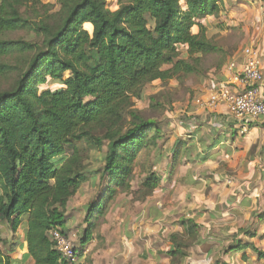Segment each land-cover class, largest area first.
I'll return each mask as SVG.
<instances>
[{
    "label": "trees",
    "instance_id": "obj_1",
    "mask_svg": "<svg viewBox=\"0 0 264 264\" xmlns=\"http://www.w3.org/2000/svg\"><path fill=\"white\" fill-rule=\"evenodd\" d=\"M56 1L59 9L50 12L52 5L42 0H0V81L9 83L0 89V224L13 235L26 227L31 264H70L49 232L66 234L67 202L84 176L79 143L84 150L106 147L102 167L91 172L101 186L84 207L82 248L112 202L133 192L136 170L145 173L136 194L159 187V127L132 108L133 100L150 82L195 70L182 50L195 62L224 52L207 36L208 18L221 11L223 0H115L113 10L106 0ZM16 33L34 37L12 38ZM49 80L58 87L39 89ZM182 155L180 147L171 149L169 175ZM182 226V233L169 236L171 262H182L199 237L193 218ZM250 246L238 240L228 252ZM12 252L0 248V264H12Z\"/></svg>",
    "mask_w": 264,
    "mask_h": 264
},
{
    "label": "crops",
    "instance_id": "obj_2",
    "mask_svg": "<svg viewBox=\"0 0 264 264\" xmlns=\"http://www.w3.org/2000/svg\"><path fill=\"white\" fill-rule=\"evenodd\" d=\"M223 12L233 14L236 20L228 23L240 28L244 43L214 71L224 65L218 79L231 90L239 89V82L233 78L235 71L229 70V65L235 62L236 69H241L244 61L242 49L254 46L262 72L259 94L264 98V0H223L219 13ZM209 22L211 25L210 19ZM196 114L198 120L190 127L188 136L189 143L196 148L185 160L190 166L180 165L173 178L168 176L170 170H162L168 179L160 181L158 190L149 197L156 199L142 202L141 206L145 207L140 212L141 220L135 224V217L126 211L128 199L117 201L99 230V236L105 241L115 240L119 247L127 245L131 254L169 250L170 239L168 243L166 239L165 244H160V240L172 233H182V221L193 218L199 225V237L187 249L188 257L181 264H188L194 254L203 255L204 260H209L206 264H227L224 257L233 253L228 249L238 240L253 244L252 247H256L254 244L258 241L259 250L264 252V239L259 240L264 235V117L249 119L248 130L240 133L226 118L224 106H219L216 113L201 109ZM230 174L235 178H227ZM228 181L231 185H226ZM166 194L169 197L164 198ZM166 199L170 204H165ZM257 209L260 215L255 213ZM244 231L248 234H243ZM251 233L255 235L249 238ZM11 237L6 240L8 235L2 236L7 243L1 242L0 248L3 251L13 249L11 262L14 257L20 264H31L24 236L18 231ZM95 237L93 235L91 240ZM86 245L81 248L84 257L89 251ZM165 254L162 264L166 259L169 261Z\"/></svg>",
    "mask_w": 264,
    "mask_h": 264
},
{
    "label": "rangeland",
    "instance_id": "obj_3",
    "mask_svg": "<svg viewBox=\"0 0 264 264\" xmlns=\"http://www.w3.org/2000/svg\"><path fill=\"white\" fill-rule=\"evenodd\" d=\"M42 1L52 5L50 12H54L59 9V5L56 0ZM114 2L115 0H106V4L111 10H113ZM208 19L211 20V25L207 36L213 43L222 48L224 52L202 56L199 58V61L195 62L193 58L189 57L185 53V50H182L181 57L187 58V61L194 65L195 70L190 73L179 72L175 75V77L167 81L156 80L150 82L143 88L141 98L133 100L132 108L137 110L143 118L154 120L159 127L160 133L159 137L156 138V143L161 148L162 157L159 159V163L155 165V171L158 177H160V181L168 179V176L173 178L175 176L174 173L176 169L180 165H189L188 161H185L188 160L185 154L186 151H188L187 155L191 156V152H193L196 148V145L192 146L189 143L188 138L191 134L190 127L195 125L198 120L195 119L197 116L196 112L199 110L201 111V109L203 110L201 103L209 97L212 90L217 89L222 84L217 75L224 71V65L219 71H214V68L218 69L215 66L218 65L222 59H224V64L227 58L232 55L235 50H238L244 43V36L240 32V28L238 26L233 27L231 23H228L232 19L236 20L233 14H230L229 12L224 14L223 12L211 16ZM228 26L232 27L228 28ZM19 36H25V39H31L34 37L32 33L28 35L16 33L12 36V38ZM67 75L68 73H65L64 77ZM8 86V82L0 81V89H4ZM44 87L55 89L58 85L49 80L47 84L40 86L39 89H43ZM193 118L195 120H193ZM128 120L129 116L125 115L123 123L124 126ZM79 147L83 149V156L85 157L83 160V165L85 166L83 171V182L79 191L67 202L65 213L68 222L65 235L74 245L76 250L75 258L70 264H162V258H164V254L167 250H159V252L156 253L150 252L142 255L131 254L128 253L129 249L127 245L124 246L121 244V247H119L120 245H117L115 240L107 242L103 237H100L99 230L101 229V226L106 223V218L101 226L94 231V237H96L87 243L86 249L89 251L85 254V257L83 256L84 251L80 248V238L84 228L86 227V224L83 221L85 215L84 207L95 197L96 193L99 191V187L101 186V184H99L100 179L98 175H96L95 179H93L91 172L102 167L103 163L101 158L102 154L106 151V147L102 146L100 151L92 149L84 150L86 149V146L81 143H79ZM174 147H180L183 155L181 156L180 162L175 166L173 173L167 176L162 173V170H171L170 156L171 149ZM72 153V146H68L66 148V155L70 156ZM150 162L151 160H144L145 165H149ZM144 177L145 173L141 172L140 169L136 170L132 180L133 192L128 191V193L120 194L116 198L115 202H112L108 212L111 208L115 207L117 201L123 202L128 199V206H126L127 213L132 214L135 217V221H133L134 224L137 223L138 220L140 221V212L145 207V205L141 206L142 202L147 199H150L149 201L156 199L149 197L153 196L159 188L155 189L150 195H148L146 191H143L142 194H136L134 191L139 188V184ZM229 177L235 178V175H227V178ZM228 182L226 185H231V181L229 183ZM167 197L169 196L166 194V197L164 198ZM165 204H170L168 199H166ZM255 213L259 215L261 214L259 210ZM25 230L26 227L22 224L18 230L19 235L24 236ZM6 234L9 237L6 240L12 238V233L10 232L8 225L3 223L0 226V238L2 236L4 237ZM168 236L166 238H162L160 240V244H163V242L165 244L166 239L168 243L170 239ZM263 237L264 235L260 237L259 240L263 241ZM246 238L249 239L250 237ZM105 243L108 244L105 245ZM255 243L256 244L254 245H256V247L250 246L245 250L235 251L228 254V256L224 257V261H227V264H263L264 259H258L257 254L258 251H261L262 249L259 250L260 248L257 246L259 245L258 241ZM193 257L196 261L194 259H190L188 264H206L207 261H209L204 260L203 255L194 254ZM164 261V264H181L179 261L171 262L170 259L169 261L167 259ZM12 264H20V261L13 257Z\"/></svg>",
    "mask_w": 264,
    "mask_h": 264
},
{
    "label": "built area",
    "instance_id": "obj_4",
    "mask_svg": "<svg viewBox=\"0 0 264 264\" xmlns=\"http://www.w3.org/2000/svg\"><path fill=\"white\" fill-rule=\"evenodd\" d=\"M243 64L236 69V63L231 62L229 70H234L233 78L240 84L239 89L231 90L229 85L222 84L210 92L206 100L201 103L205 111L216 113L219 106L226 109V118L240 133L248 130V120L264 117V98L259 94L262 82V72L257 50L254 46H245L242 49ZM56 250L69 263L73 261L76 250L71 241L59 229L49 232Z\"/></svg>",
    "mask_w": 264,
    "mask_h": 264
}]
</instances>
